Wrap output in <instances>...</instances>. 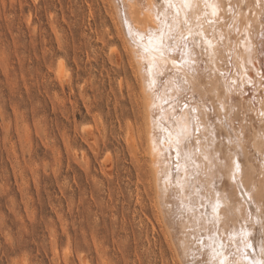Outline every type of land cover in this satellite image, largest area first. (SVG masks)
I'll return each mask as SVG.
<instances>
[{
  "label": "rangeland",
  "instance_id": "1",
  "mask_svg": "<svg viewBox=\"0 0 264 264\" xmlns=\"http://www.w3.org/2000/svg\"><path fill=\"white\" fill-rule=\"evenodd\" d=\"M103 1L0 0V264H180Z\"/></svg>",
  "mask_w": 264,
  "mask_h": 264
},
{
  "label": "bare ground",
  "instance_id": "2",
  "mask_svg": "<svg viewBox=\"0 0 264 264\" xmlns=\"http://www.w3.org/2000/svg\"><path fill=\"white\" fill-rule=\"evenodd\" d=\"M232 2L235 26L226 11L214 33L205 24L215 48L194 57L189 71L175 44L161 55L153 51L159 37L148 41L146 34L160 27L155 0L103 1L136 80L127 87L140 122L126 143L131 151L143 146L142 173L155 185L153 207L180 264H213V249L222 244L232 264H264V0ZM129 28L138 42L144 36L142 48ZM106 45L118 60L117 45ZM233 161L240 164V187L232 180ZM217 194L221 207L214 213Z\"/></svg>",
  "mask_w": 264,
  "mask_h": 264
},
{
  "label": "snow or ice",
  "instance_id": "3",
  "mask_svg": "<svg viewBox=\"0 0 264 264\" xmlns=\"http://www.w3.org/2000/svg\"><path fill=\"white\" fill-rule=\"evenodd\" d=\"M154 7L157 9V20L160 27L156 31L147 33L149 43L156 40L159 37V43L154 44L153 51H159L161 55L168 53L173 44L177 48L181 49L180 63L183 67L189 71L196 60L194 57L201 55L204 52H208L209 49H214L215 45L209 38L208 33L204 29L206 24L215 32L214 25L219 23L221 15L227 12L229 18L233 23L229 24V27H234V21L236 18L235 5L232 0H155ZM163 17V19H161ZM195 18L196 24L193 25L192 21ZM239 31V29H237ZM187 32L188 35L184 33ZM128 35L132 38V42L137 45L138 48L143 47L144 36H140L139 42L135 39L138 33H134L131 28L128 30ZM191 37V39H189ZM199 48L201 51L196 52ZM147 51V49H145ZM212 55V53H210ZM175 62V61H174ZM154 83V82H153ZM179 83V81H178ZM187 83V81H184ZM187 107V105H185ZM195 111V109H193ZM264 114V113H262ZM199 130L198 128L196 129ZM186 138L190 140L191 132L189 129H185L184 132ZM176 146L179 149L181 144V133H177ZM199 143V140H197ZM179 155V151L177 152ZM205 159H209V156H205ZM234 170H232V180L237 184V187L241 186V182L237 179L240 173V164L233 161ZM220 197L217 194V203L213 205V212L216 213L221 204L219 203ZM262 201H264V195H262ZM219 217L213 220V226L216 225ZM264 226V224H262ZM245 225H241V231L243 232ZM221 239H223L221 237ZM225 245H221V251L217 252L213 249V255L215 259L213 264H232L227 258L224 252Z\"/></svg>",
  "mask_w": 264,
  "mask_h": 264
}]
</instances>
